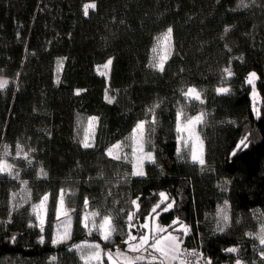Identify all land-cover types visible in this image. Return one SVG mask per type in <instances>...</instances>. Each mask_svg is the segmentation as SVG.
Masks as SVG:
<instances>
[{"label":"trees","instance_id":"1","mask_svg":"<svg viewBox=\"0 0 264 264\" xmlns=\"http://www.w3.org/2000/svg\"><path fill=\"white\" fill-rule=\"evenodd\" d=\"M88 1L93 2L0 0V75L9 81L0 91V156L7 145V159L19 171L18 180L0 176V264H82L71 245L51 243L60 189L68 192L71 206L83 207L87 197L89 210L120 217L118 210H129L136 197L146 215L164 192L176 203L159 223L179 217L189 225L183 247L203 253L212 264H235L237 257L244 264H264L261 246L246 235L264 222V0H249L250 7L242 9H234L238 0H94L95 10L85 16ZM169 27L172 55L161 73L149 67L151 50ZM109 58V74L101 76L95 67ZM225 67L234 73L226 82ZM251 72L258 77L255 97L246 82ZM222 83L231 91L218 95ZM187 86L201 91L203 104L184 98L181 89ZM106 88L115 103L104 99ZM77 89L84 91L76 95ZM156 103L158 123L150 144L156 163L145 164V176H132L128 162L104 153L124 141ZM181 107L189 115L206 114L198 126L203 170L187 155L177 156L175 117ZM79 115L99 118L94 149L75 140ZM245 136L248 146L237 148ZM17 144L30 153L31 165L16 157ZM40 167L46 178L38 176ZM21 181L28 182L30 198ZM14 192L19 197L12 200ZM46 193L48 220L41 231L30 226L37 225L32 205ZM225 200L230 227L219 232L216 212ZM123 219L117 226L127 231ZM76 228L73 241L115 250ZM229 247L240 252L228 253Z\"/></svg>","mask_w":264,"mask_h":264},{"label":"snow or ice","instance_id":"2","mask_svg":"<svg viewBox=\"0 0 264 264\" xmlns=\"http://www.w3.org/2000/svg\"><path fill=\"white\" fill-rule=\"evenodd\" d=\"M255 3V0H252ZM250 4L248 0H239L237 8H248ZM96 4L93 0L91 3L83 5V13L85 16L89 14V9L95 10ZM230 29L225 28L227 33ZM172 36L173 29L171 27L156 38V44L152 47V59L149 67L155 71L163 73L165 66L172 55ZM112 59H108L103 65L97 66V72L101 76H108ZM63 61H58V68L62 67ZM224 81L230 79L234 73L231 67H225L223 70ZM258 79L256 72H251L246 78L247 84L252 86L253 96L255 97V80ZM59 83V80H57ZM9 85V81L0 78V91L5 90ZM82 89H77L75 94L80 95ZM218 95L228 94L231 89L228 87H218L215 89ZM181 93L188 101H198L204 103L202 93L196 87H188L181 89ZM104 99L107 103H115V96L109 94V89H105ZM160 107L159 103L154 104L147 109L146 118L135 123L128 137L124 141H118L106 148L104 155L115 161H126L132 164V176L143 177L146 175L144 170L145 162L155 164L156 157L153 150L146 151V144L151 143V137L156 131L158 123L156 109ZM254 111L259 113L255 108ZM206 114L201 111L194 116H188L183 107L178 108L175 117V132L177 133L176 153L178 158L183 159L186 155L190 156L193 164L199 165L203 170L205 166L204 141L201 138L197 128L205 123ZM147 117H150L147 118ZM99 121L96 116L88 117L87 126L84 128V134L79 143L84 149H94L95 144V127ZM248 137H243L237 148L240 146L247 147L246 141ZM125 148H130V152H125ZM154 148V145H153ZM31 151H34L31 150ZM10 155L8 146H4L3 155L0 156V176H8L14 180L19 179V171L16 170L14 163L9 162L7 157ZM17 158L24 159L29 165L32 164L30 153L24 151L19 144L16 145ZM235 155V152L233 153ZM47 171L40 167L38 176L46 178ZM24 187L22 192L27 193L30 198L31 192L27 188V181H21ZM110 194V193H109ZM17 193H12V200H15ZM67 192L60 189L55 199L53 212L56 224V235L52 239L54 245L67 242L72 236L73 213L76 209L67 207ZM159 201L155 203L147 214L141 212V198L136 197L130 201L129 210L119 209L123 213V217L113 216L109 213H101L99 210L88 211L92 207L87 197L83 200V209L77 219L81 227L91 236L94 232L99 236L100 240L106 244H113L112 248H104L98 242H89L87 240L72 244L69 251L75 250L82 264H212L211 259L204 257L203 253L196 249L189 250L183 247L184 237L191 231L190 226L183 223L179 217L172 221L169 225L159 223L162 213L169 212L175 205V200H169L168 194L159 193ZM48 201L49 194H44L38 204L32 205L33 214L36 216L38 225H30L32 227L39 226L43 231V226L48 220ZM118 202V201H117ZM163 205V207H162ZM17 206L13 205V210ZM134 209V210H132ZM217 228L219 232H224L230 227L229 205L225 200L223 206H218L217 212ZM123 219L124 226L127 231L117 226V221ZM239 222V221H237ZM247 236L257 239L259 245V255L264 260V222L260 224L258 232H247ZM120 236L121 241L116 243L115 237ZM43 239V238H41ZM123 245L124 247H121ZM228 253H239L238 247H229L225 249ZM55 256L51 257V261H55ZM235 264H244L239 257L235 260Z\"/></svg>","mask_w":264,"mask_h":264},{"label":"rangeland","instance_id":"3","mask_svg":"<svg viewBox=\"0 0 264 264\" xmlns=\"http://www.w3.org/2000/svg\"><path fill=\"white\" fill-rule=\"evenodd\" d=\"M92 1H88V2H86L85 4H87V3H91ZM238 3H239V0L237 1V4H236V6L234 7V9H242V8H237V5H238ZM248 3H249V0H248ZM90 10H92V9H89V11ZM165 32V31H164ZM163 32V33H164ZM161 35V34H160ZM159 35V36H160ZM158 36V37H159ZM155 44H156V42H155ZM172 49H173V42H172ZM152 56H153V53H152ZM152 56H151V59H152ZM110 59V58H109ZM108 59H106L104 62H102V63H100V64H97L96 65V67H95V69H96V72H97V66H100V65H103L104 63H106V61H107ZM59 70H60V67L57 69V71L59 72ZM98 73V72H97ZM99 74V73H98ZM105 77H107V76H105ZM0 78H4V79H7V77H5L4 75H0ZM224 82H226V81H224ZM188 87H194V86H187V87H184V89H187ZM218 87H228L227 85H225V83H222V84H220ZM187 114V113H186ZM197 114H199V113H197ZM197 114H194V115H197ZM188 116H194V115H189V114H187ZM88 117H91V116H85V115H79L78 117H77V119H76V124H75V140H77L78 142H79V139H81L82 137H83V134H84V128L87 126V119H88ZM96 127H97V125H96ZM96 127H95V131H96ZM197 131H198V128H197ZM199 132V131H198ZM155 134V133H154ZM153 134V135H154ZM200 134V133H199ZM152 135V136H153ZM176 136H177V133H176ZM118 142V141H117ZM176 142H177V140H176ZM116 143V142H115ZM115 143H113V144H115ZM113 144H111V145H113ZM151 143H149V144H146V151L147 150H153L152 148H151V145H150ZM110 145V146H111ZM109 147V146H108ZM124 151L125 152H130L131 151V149L130 148H125L124 149ZM2 155H3V153H2ZM1 155V156H2ZM188 158H189V160H190V156H188ZM9 160V159H8ZM9 162H11L10 160H9ZM12 163V162H11ZM130 165H131V171H132V164L130 163V162H128ZM146 163H148V162H145V164ZM164 166L165 167H168L169 166V162H168V160H166V161H164ZM67 192V191H66ZM67 194H68V192H67ZM16 197H19L18 195L16 196ZM22 198V197H21ZM39 203V201L37 202V203H34V204H38ZM224 204V203H223ZM223 206V205H222ZM67 207H69V208H74V209H76V212L75 213H73L72 215H73V223H72V236H71V239L70 240H68L67 242H64V243H60V244H57V245H54L53 243H52V239L54 238V236L56 235V224H57V221H56V219H55V216H54V220H53V222L51 223V225H52V231H51V243L54 245V246H60V245H72V244H76V243H81V242H83V241H85V240H79V241H73V238H75L76 236H77V234H78V231H77V228H76V226H80L81 227V225H80V223L78 222V219H77V217H78V215H80L81 214V211H82V209H83V207H76V206H71V205H69L68 203H67ZM88 211H92V210H89L88 209ZM99 211H101V210H99ZM101 213L103 214V213H109V211H101ZM32 215L35 217V220H36V224L38 225V221H37V219H36V216L33 214V211H32ZM46 224L47 223H45V225L43 226V229H44V227H46ZM39 227V226H38ZM260 227V226H259ZM259 227H258V229H257V231L256 232H258L259 231ZM40 228V227H39ZM82 228V227H81ZM41 229V228H40ZM83 229V228H82ZM83 231H84V233L86 234V235H88L87 234V232L83 229ZM93 234H95V235H97L95 232L93 233ZM258 243H259V241L257 240V239H255ZM88 241V240H87ZM89 242H92V241H89ZM124 247V246H123ZM78 255V254H77ZM79 257V256H78Z\"/></svg>","mask_w":264,"mask_h":264}]
</instances>
